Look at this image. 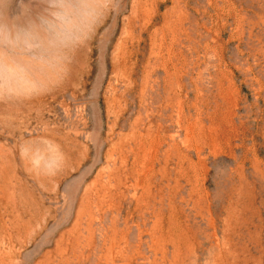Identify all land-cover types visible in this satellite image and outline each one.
I'll return each instance as SVG.
<instances>
[{
    "label": "rangeland",
    "instance_id": "rangeland-1",
    "mask_svg": "<svg viewBox=\"0 0 264 264\" xmlns=\"http://www.w3.org/2000/svg\"><path fill=\"white\" fill-rule=\"evenodd\" d=\"M0 264H264V0H0Z\"/></svg>",
    "mask_w": 264,
    "mask_h": 264
}]
</instances>
